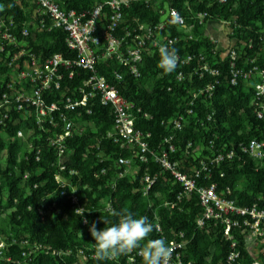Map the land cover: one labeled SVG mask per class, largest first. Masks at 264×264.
Instances as JSON below:
<instances>
[{
  "label": "trees",
  "instance_id": "obj_1",
  "mask_svg": "<svg viewBox=\"0 0 264 264\" xmlns=\"http://www.w3.org/2000/svg\"><path fill=\"white\" fill-rule=\"evenodd\" d=\"M6 2L10 6L13 4V0ZM79 4L80 0H73L71 6ZM164 5L161 0L149 6L138 4L126 10V20L132 24L136 18L157 22ZM169 5L181 12L187 27L177 25L170 19L163 33L179 37L171 48H175L182 57L188 54L195 56L189 65L177 66L174 72L165 74L158 67L159 52L151 51L144 55L140 64L141 77H130L128 90L120 89L127 99L152 114V119H147L144 114L137 113L136 125L152 132V146L158 144L163 136L176 133L175 145L178 149L188 140H193L195 146L203 145L206 155L217 150L235 149L234 158L212 168L210 181L218 184L219 192L230 187L239 205L264 202V160L254 159L239 147L240 142L264 139V117L259 118L255 113L258 103L264 104V97L258 100L253 82L240 77L239 83L233 85L230 80L233 50L237 55L234 60L237 69H248L254 65L264 69V0H227L224 3L219 0H172ZM15 10L20 13L19 9ZM199 12L207 13L203 24L198 22ZM19 16L23 17V13ZM225 21L227 37L232 45L222 49L219 41L213 42L206 29L213 22L223 25ZM38 39L31 43L39 55L45 57L56 52L68 55L65 33L40 34ZM205 62L217 63L220 74L212 76L205 73L200 77V71L195 69ZM180 70H183L185 77L181 82L177 80ZM1 71L8 73L6 68H1ZM215 82L212 95L201 94L194 100L195 104L193 102L194 112L190 115L184 113L193 92ZM2 91L0 88V93ZM55 93L58 97L61 90ZM180 112L186 115L182 130L174 132L169 125L161 124L162 120ZM17 116L16 111L13 112L12 118L6 122L7 126L0 125V234L8 239H17V243L8 248L9 254L14 256H18L23 248L37 246L33 259L22 260L21 257L22 264H71L79 261L83 254L87 263L91 264H143L137 253L136 262L132 263L129 261L130 254L114 260L100 261L94 258L95 241L89 231L91 224L96 222L100 230L108 226L102 219L109 223L118 222V217L112 216V211L105 210L108 202L116 212L127 208L133 218L146 216L151 223L154 213H158L163 234L154 227L148 239L163 238L169 243L178 233L184 232L189 241L183 252L185 264L225 262L231 251V241L226 240L220 223L214 225L211 222L203 228L198 227L197 218L202 207L195 197L184 199L181 206L175 209L159 207L164 199L174 198V193L168 195V192L178 191V183H164L161 180L146 197L135 191L137 184L130 176L118 177L126 168L118 159L120 156L129 157L131 151L121 148L113 139L104 138L112 124L107 111L87 118L96 120V132L85 131L67 142L66 155L69 159L67 170L63 171L59 167L56 151L36 134L27 137L30 122L14 123ZM20 129L25 131V137L18 136ZM177 155L181 156L180 150ZM189 160L192 163L196 161L193 156ZM71 170L72 174L69 172ZM26 173L29 174L27 178ZM58 174L71 182V186H67L68 191L77 190L84 207L83 214L77 213L76 205L60 195L56 181ZM54 202H58L56 207H53ZM41 211H50V214H45L42 219ZM83 217L88 218L87 224H84ZM236 238L240 257L234 264H253L256 259L245 243V235L237 233ZM22 239H27L28 243L23 245ZM53 250L62 253L54 254ZM0 264L19 263L16 257L12 261L1 260Z\"/></svg>",
  "mask_w": 264,
  "mask_h": 264
},
{
  "label": "built area",
  "instance_id": "obj_2",
  "mask_svg": "<svg viewBox=\"0 0 264 264\" xmlns=\"http://www.w3.org/2000/svg\"><path fill=\"white\" fill-rule=\"evenodd\" d=\"M155 1L80 0V4L73 7V0H13L11 6L6 0H0V88L3 90L0 93V125L7 126L6 122L16 111L18 116L14 123L30 122L27 137L36 134L44 138L49 147L56 151L59 167L63 171L67 170L69 159L66 155L67 142L85 131L96 132V120L87 118L107 111L112 124L104 138L113 139L121 148L131 151L129 157L120 156L118 159L120 164L126 165L125 170L118 174L119 178L130 176L137 184L135 191L146 197L161 180L164 183H178V191L168 192V195L174 193V198L164 199L159 207L175 209L181 206L184 199L195 197L202 207L197 218L198 227L203 228L211 222L214 225L220 223L226 240L231 241L230 253L225 262L219 264H234L240 257L237 233L245 235V243L256 259L253 264H264V202L239 205L230 187L219 192L218 184L210 181L212 168L234 158L236 150L222 149L206 155L205 147L201 144L195 146L193 140L186 141V145L178 149L175 145L176 133L163 136L158 144L152 146V132L136 125L137 113L144 114L147 119H152V114L127 99L120 91L121 88L128 90L130 77H141L140 64L146 53L159 52L161 45L171 48L179 40L178 36L163 33L170 19L177 25L187 27L181 12L169 5L172 0H161L165 5L157 22L138 18L134 24L127 22V9H133L138 4L149 6ZM21 13L23 17L19 16ZM206 18V12L198 13L200 24L205 23ZM226 23L221 26H226ZM57 31L65 33L68 55L63 52L45 57L39 55L31 42L34 39L39 41L37 36L40 34ZM211 38L216 42V39ZM177 54V66L189 65L195 56L188 54L182 57L178 51ZM236 57L235 50L231 51V84L237 85L240 77L253 82L256 97L262 100L264 69L257 65L237 69L234 62ZM1 68L8 69V73H3ZM195 71H200V77L205 73L212 76L220 74L217 63L205 62ZM184 78V72L180 70L177 80L181 82ZM215 85L216 82L197 88L184 113L192 114L194 100L201 94L212 95ZM57 90H61L58 97L55 93ZM184 113H176L162 120L161 124L169 125L174 132L180 131L186 123ZM255 113L259 118L264 117L263 102L258 103ZM201 122L204 125V121ZM18 136L25 137V131L20 129ZM239 147L254 159L264 160V139L240 142ZM178 150L181 151L180 157L177 155ZM191 156L196 160L195 163L189 160ZM142 170L144 172L140 174ZM69 172L72 174L73 170ZM28 175L26 173L25 178ZM56 181L60 195L76 205L77 213L83 214L84 207L77 190H67L71 182L61 174L56 175ZM57 205L58 202L53 203V207ZM105 210H114L110 202L106 204ZM41 214L44 219L50 211H41ZM85 221L89 222L87 217H83L84 224H87ZM152 224L158 233L163 234L158 213H154ZM16 243V238L8 239L0 234V261H12L17 257L18 263L22 264L23 259H33L37 246L23 248L18 256L9 254L8 248ZM21 243L26 245L28 240L22 239ZM188 243L184 232L169 241L173 248L170 264H185L183 252ZM137 252L130 253V263L136 262ZM53 253L61 254L62 251L53 250ZM86 260L83 254L79 261L71 264H91Z\"/></svg>",
  "mask_w": 264,
  "mask_h": 264
},
{
  "label": "clouds",
  "instance_id": "obj_3",
  "mask_svg": "<svg viewBox=\"0 0 264 264\" xmlns=\"http://www.w3.org/2000/svg\"><path fill=\"white\" fill-rule=\"evenodd\" d=\"M159 56L158 67L165 74H171L176 70L178 54L175 48L161 45ZM111 214L118 217V222L109 223L102 219L107 227L98 230L96 222H93L89 228L95 241L96 260H114L138 250L137 254L142 258L143 264H170L173 248L163 238L148 239L149 234L154 231V225L146 216L133 218V214L127 208L120 212L113 210Z\"/></svg>",
  "mask_w": 264,
  "mask_h": 264
},
{
  "label": "crops",
  "instance_id": "obj_4",
  "mask_svg": "<svg viewBox=\"0 0 264 264\" xmlns=\"http://www.w3.org/2000/svg\"><path fill=\"white\" fill-rule=\"evenodd\" d=\"M209 29L212 30L211 32L214 33L217 37H218V41L220 42V44H223V45H227L229 44L228 41H227V31L226 29L224 28V26H221L215 22L209 24ZM228 46V45H227Z\"/></svg>",
  "mask_w": 264,
  "mask_h": 264
},
{
  "label": "rangeland",
  "instance_id": "obj_5",
  "mask_svg": "<svg viewBox=\"0 0 264 264\" xmlns=\"http://www.w3.org/2000/svg\"><path fill=\"white\" fill-rule=\"evenodd\" d=\"M209 25L207 26V29H206V33H208L211 37H213L214 39H216L217 41L219 40L218 39V37L214 34V33H212L213 31L212 30H210L209 29ZM225 29H226V31H228V28L227 27H224ZM212 31V32H211ZM227 39V41H228V43L229 44H227L228 46H230V45H232V42L230 41V39L227 37L226 38ZM220 43V42H219ZM227 45H223V44H220V48H227Z\"/></svg>",
  "mask_w": 264,
  "mask_h": 264
}]
</instances>
